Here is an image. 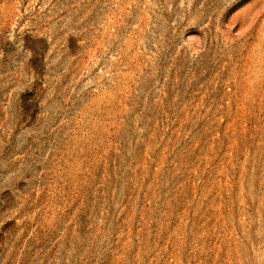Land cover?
<instances>
[{"label":"rangeland","instance_id":"obj_1","mask_svg":"<svg viewBox=\"0 0 264 264\" xmlns=\"http://www.w3.org/2000/svg\"><path fill=\"white\" fill-rule=\"evenodd\" d=\"M0 264H264V0H0Z\"/></svg>","mask_w":264,"mask_h":264}]
</instances>
